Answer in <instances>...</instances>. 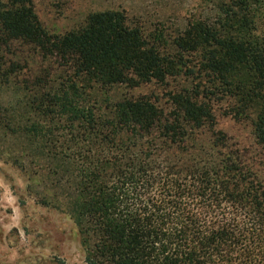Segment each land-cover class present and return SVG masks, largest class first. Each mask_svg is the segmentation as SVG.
Listing matches in <instances>:
<instances>
[{"label": "trees", "instance_id": "obj_1", "mask_svg": "<svg viewBox=\"0 0 264 264\" xmlns=\"http://www.w3.org/2000/svg\"><path fill=\"white\" fill-rule=\"evenodd\" d=\"M209 4L176 32L104 10L56 33L0 0V139L89 264H264V0Z\"/></svg>", "mask_w": 264, "mask_h": 264}, {"label": "rangeland", "instance_id": "obj_2", "mask_svg": "<svg viewBox=\"0 0 264 264\" xmlns=\"http://www.w3.org/2000/svg\"><path fill=\"white\" fill-rule=\"evenodd\" d=\"M44 25L56 33L78 29L86 17L104 10H124L150 30L176 32L202 15L210 0H34ZM219 127L249 137V129L230 118ZM16 139H0V264H89L78 225L64 209L43 203V179L32 157L16 161ZM19 161V162H20Z\"/></svg>", "mask_w": 264, "mask_h": 264}]
</instances>
